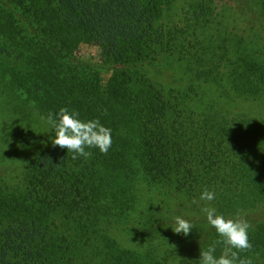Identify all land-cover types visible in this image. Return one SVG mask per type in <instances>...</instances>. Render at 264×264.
Returning a JSON list of instances; mask_svg holds the SVG:
<instances>
[{"label": "rangeland", "instance_id": "374dc122", "mask_svg": "<svg viewBox=\"0 0 264 264\" xmlns=\"http://www.w3.org/2000/svg\"><path fill=\"white\" fill-rule=\"evenodd\" d=\"M6 2L0 0V5ZM149 2L157 11L153 27L161 40L171 41L173 51L149 62L146 71L170 101L172 109L165 123L167 134L178 145L166 147L169 160L166 167L161 166V174L144 170L137 150L133 163L138 179L128 185L130 205L114 191L102 193L97 203V230L87 242L76 238L75 233H82L78 216H70L54 203L45 233H60L76 242L75 264H199L200 251L219 239L201 211L206 202L199 197L208 189L215 192V199L207 206L216 208L218 214L231 218L237 210L246 213L253 247L240 256L251 258L252 264H264V150L240 154L233 141L234 134L244 128L243 120L264 124V0ZM196 11L204 14L197 17ZM214 12L220 14L217 23L206 24ZM10 13L28 33L36 34L28 26L37 23L24 8ZM189 48L200 57L196 65L193 59L191 63L187 60ZM77 54L92 63L102 59L98 43L87 38ZM5 62L0 59V185L4 193L20 199L33 189L34 198L43 189L26 184L31 160L58 146L51 143L54 130L41 119L47 111L36 107L26 90L12 87ZM120 69L118 65L104 70V81L110 82ZM206 69L209 76L200 75ZM22 85L16 82L17 87ZM12 129L19 136L6 143L3 134ZM27 136L30 143L25 146ZM132 136L131 143L137 146L136 132ZM126 164L131 165L128 160ZM83 165L81 161L75 167ZM56 195L59 200L63 197ZM6 202L1 210L8 212L12 208ZM176 216L192 223L189 235L172 231ZM94 221L87 219L91 227ZM12 226L13 233H24L17 220L0 216V233H10ZM221 248L217 245L215 255H220Z\"/></svg>", "mask_w": 264, "mask_h": 264}, {"label": "trees", "instance_id": "16d2710c", "mask_svg": "<svg viewBox=\"0 0 264 264\" xmlns=\"http://www.w3.org/2000/svg\"><path fill=\"white\" fill-rule=\"evenodd\" d=\"M150 3L149 0H7L4 7L0 5V59L6 60L4 69L12 75L7 76L12 87L26 90L34 105L45 108L48 114L55 115L65 107L70 112H79L81 120L99 119L111 129L112 138L106 155L95 148L86 149L92 153L90 158L73 160V153L58 147L34 157L25 179L27 185L43 189L34 198L33 189L25 191L20 199L4 193L0 185V216L12 217L24 229V233H13L12 226L10 233L5 230L0 233V264H75L76 242L60 233H45L50 210L54 209L52 204L72 217L78 216L82 233H75L76 238L87 242L97 230L100 215L97 203L102 193L114 191L123 203L130 205L128 185L138 179L133 163V158L138 157L137 150L141 152L144 170L164 172L161 166L166 167L169 160L166 147H177L178 142L167 134L165 120L172 109L170 101L148 75L146 67L159 55L173 51V47L171 41L161 40L158 29H154L157 11ZM17 7L24 8L37 23L36 27L28 26L36 29L35 35L12 17L10 12ZM195 14L199 17L201 13ZM219 15L214 12L206 24L214 26ZM191 30L196 33L194 27ZM83 38L98 43L102 52L100 63L78 57ZM188 53L190 63L192 59V64L200 62L195 51L189 48ZM118 65L121 69L106 83L104 70ZM199 73L209 76L207 69ZM17 81L23 87H17ZM243 123L242 131L233 137L238 152L264 150V124L248 120ZM135 132L137 146L131 143ZM17 134L13 129L5 131L4 140L10 143ZM24 142L25 146L30 143L29 136ZM127 160L131 165L126 164ZM81 161L84 165L76 168ZM56 194H63L62 199ZM4 200L12 208L8 212L1 210ZM55 210L59 212V208ZM88 218L95 220L92 227Z\"/></svg>", "mask_w": 264, "mask_h": 264}, {"label": "clouds", "instance_id": "9594fccd", "mask_svg": "<svg viewBox=\"0 0 264 264\" xmlns=\"http://www.w3.org/2000/svg\"><path fill=\"white\" fill-rule=\"evenodd\" d=\"M79 116V112H70L62 107L55 115L49 113L47 117H41L50 130H54L55 136L51 139L53 147L58 146L66 149L67 153H73V160L78 157L90 158L92 153L86 149L95 148L106 155L112 145L111 129L101 124L99 119L84 121ZM214 199L215 192L208 189H204L199 197L200 201L206 202L201 211L206 216L207 224L219 237L207 250L200 251L199 264H252L251 258L240 256V253L251 251L253 247L248 235L252 225L244 218L246 213L237 210L235 217L226 218L223 214H218L216 208L207 206ZM192 229L193 225L188 220L175 217L172 228L175 234L187 236ZM217 245L222 246L219 256L215 255Z\"/></svg>", "mask_w": 264, "mask_h": 264}]
</instances>
